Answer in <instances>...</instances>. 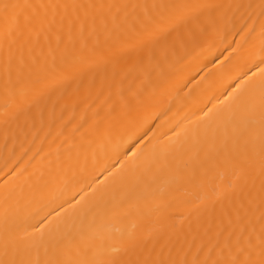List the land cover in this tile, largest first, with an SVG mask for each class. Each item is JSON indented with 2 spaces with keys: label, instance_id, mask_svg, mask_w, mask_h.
<instances>
[{
  "label": "bare ground",
  "instance_id": "6f19581e",
  "mask_svg": "<svg viewBox=\"0 0 264 264\" xmlns=\"http://www.w3.org/2000/svg\"><path fill=\"white\" fill-rule=\"evenodd\" d=\"M0 264H264V0H0Z\"/></svg>",
  "mask_w": 264,
  "mask_h": 264
}]
</instances>
